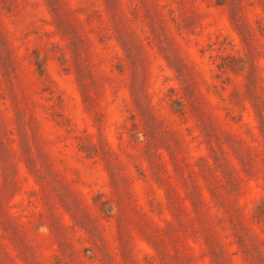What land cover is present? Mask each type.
<instances>
[{
    "label": "rangeland",
    "instance_id": "obj_1",
    "mask_svg": "<svg viewBox=\"0 0 264 264\" xmlns=\"http://www.w3.org/2000/svg\"><path fill=\"white\" fill-rule=\"evenodd\" d=\"M0 264H264V0H0Z\"/></svg>",
    "mask_w": 264,
    "mask_h": 264
}]
</instances>
